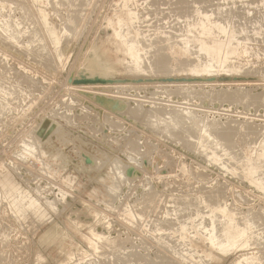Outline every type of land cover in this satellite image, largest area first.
<instances>
[{"label":"rangeland","instance_id":"1","mask_svg":"<svg viewBox=\"0 0 264 264\" xmlns=\"http://www.w3.org/2000/svg\"><path fill=\"white\" fill-rule=\"evenodd\" d=\"M12 1H16V2L18 1V3L23 2L35 14L37 13V9L38 10H43V9L47 10L46 15H48V17H49L51 26L55 27V25H57L56 29L58 32L59 31L62 32V33H60V35H62V38L65 35H66L65 37H68V38H67V40H64L65 42L63 41L62 46H61L62 48L59 46L58 48L55 49L53 47V45L51 44L52 43L51 40L53 41L54 39L51 36H49L48 33H46V31L42 30L41 35L43 36L45 43H48L49 50L52 51V53L56 54V50L60 49L61 51H59V52L62 53V54L60 53V55L65 56V61H62L63 62L62 65L64 64L63 66H65V67H61L62 65L61 66L59 65L60 61L57 60L56 63L57 62H59V63L57 65L55 63V65L58 66V68H55L56 70L53 68V67H55V65L51 68L44 66L40 62L38 63V61L37 62L32 61V59L30 57H28V55H26L27 52H26V48H25L24 44H27L28 39H27L26 34L23 33L21 30H20L21 33H19V36L17 34L16 39L11 41L13 43H8V42L3 43V41L0 40V43H2L0 45V60H1V62H0V69H1L0 70V85H1V88H3V89L10 88L11 92L13 91V93H11L10 95H8V96L6 95V98H9V99H7L6 104H5V102L3 104V105H5V107L3 106L5 109H3L2 111L5 113L0 114V182L2 183L5 181V178H8L11 180V183L13 184V186L16 189V190L15 189L13 190L11 188V193L7 194L5 192L6 189H3V187L0 183V193H1L0 194V203H1L0 204L1 205L0 206V234L1 233L3 234L5 232L3 235H0V238H1V240H0V253H1L0 254V256H1L0 257V264H40L41 263V257L45 258L46 260L48 259L49 261H52L53 259L50 258L51 255H49V253L47 251H45L46 248L42 247L41 242L39 241V238L42 234L46 233L47 231H49L51 228H53L56 225H60L62 228H65L63 220L66 218L67 215H70L72 217V219H74V220L76 218L79 219V223L81 222L80 224L81 225L83 224L82 227L87 226V223H88V226H90L92 224L90 226V228H92V226H93L94 229L93 228L92 229L95 233H100V235H102L104 237V239L106 237V241L104 240L105 245L103 246V248L99 249V250L105 249L106 251L104 250L105 253H101V252H99V250L98 251L92 250L89 246L84 244L76 235L68 232L67 236H68L69 243L74 248L78 245L77 247L79 249L81 248L82 250H85V251L80 250L81 252H84V253L86 252L89 255V258L87 260L85 259V261H84L86 263L88 262L87 264H92V262L91 263L89 262L90 257L92 258L91 261H93V259H94V261L97 259L95 261L96 264H106V263L108 264L109 261H110L109 264H116L115 260L117 261V264H119V263H121V264H148V263L152 264V262H153V264H159L160 261L162 262L160 264H232V262H234V264H235V262H236V264L246 263V262L240 261L241 258H238L239 256L242 255V253H243L242 250L235 251L234 254H231L229 257L223 259V261H215L212 263L209 261V259H207V256L205 255V253H206L205 251L208 250L206 248V246L201 242L199 244H197L199 246L196 245V242L194 240H196V238L201 239V237H199L196 234L197 229L194 226L196 224L199 226H200V224L208 226V224H210V222H209L210 217H208L210 214L209 215L207 214V217H206V214H204V213H206V212L211 213V211L208 212V210L211 209V207L208 206L209 204L206 205L201 200L200 196L203 194H200V192L203 193L205 191V189H208V188H212L211 189V192H212L213 188L219 187V184H221V185L224 184L226 180L230 181V182H228V186H227L228 191L226 190V192L223 196L224 197L223 199L226 203L223 201V199H221L219 202L222 201V203L224 202L226 205H232L234 203V198L238 199V196H239V199H238L239 202L237 201L235 204L239 210L235 211V215L236 216L238 215V218L241 219L240 220V222H241L246 217L245 214L247 215L248 218H250V216H251L250 213H251L252 217L254 216L253 218H255L256 222H254V223H255L256 227L260 226L257 228L253 227V225L252 226H246L245 230L248 229L247 231H245L246 234H247V232H250V231L254 232L256 229H259V230L255 231L256 234H261L262 231L264 232V227H263L264 222H262L263 221L262 219H264V216H263L264 212L262 211V210H264V209H262V208H264V202H263L264 201V193L259 192L253 186L248 184L249 183L248 180H241L237 177L236 178L233 177L230 174H225V175L222 174L218 168L212 166L209 163L208 160H209L210 156H209L208 152L205 151L203 148H201V146L198 145L197 142H195L197 144L195 147L193 146L192 148H189L191 150L190 151L188 149V146H185V147L183 145L181 146L180 143H176L171 138H170V140H171V142H170L169 138L167 136L166 137L168 139L165 137V134H164V139H162L163 134L162 135H155L151 129L146 128V126L142 125L139 121L136 122L133 119L126 117L125 115L123 116L122 111L124 110L125 100L116 99V97H119L120 95L119 96L116 94L113 95L114 94L113 92L116 91L115 88L117 87V86H114V84H122V83L126 84V83H129L131 80H136L135 83L136 82L147 83L151 87H152L153 83H157L158 81L164 82L163 87H175V85L176 86L178 85L177 84L178 82H181L182 84H179L181 86L184 84L183 86L187 85V86L193 87L196 90H203L204 93L202 92L203 94L201 95L200 98H195L192 100V102H189L190 104H192L190 108H192L196 111L201 110L202 112L200 111V113L198 111V113L201 114V116L208 114L209 119H216V120H219L223 123L228 121L227 124H231V126L235 125V128L238 125L245 123V127L247 126V127H252L254 130L256 129L255 130L256 133L254 136H253V134L251 136L248 135V137L245 136V137H247V139H246L244 137V135H246V134L243 133L244 134L243 135L240 133L235 138L236 146L234 147L235 150H233V151H234V153H236L238 151L236 153V156L240 157V155L242 154L240 158H242V156H243L244 159L245 158L251 159L253 156V153H252L253 147L252 146H253V143L255 144V141L253 142L252 138L254 140L257 139L259 137L260 133H262L264 131V128L262 127V126H264V104H263L264 103L263 102L264 101V75H263L264 74V30H262V29H264V0H225V1L224 0H212V1L211 0H203L204 2L202 0H200V1L199 0H188V1L187 0H145V1H143V0H93V1L85 0L84 1L83 0L84 2L82 0L81 1L79 0L81 3H84L82 5L80 2H78V0L76 1V4H75V0H71L70 3L69 2L66 3V1L64 3H59L58 0H43L44 2L37 4L39 6L36 9L34 6L30 7L32 4L29 0H27V1L26 0H22V1L21 0H12ZM131 1H133V2H131ZM135 1H137V2H135ZM72 2L74 3V5ZM157 2H158V4H157ZM50 4L54 10L51 9ZM71 4H72V6H71ZM145 5H147V6H145ZM148 5H150V6H148ZM152 5H153V8H152ZM186 7H187V9H186ZM148 8H152V9H148ZM207 8H208V10H207ZM221 8H223L224 10ZM218 10H220V11H218ZM221 10H222V12H221ZM18 11L19 10H16V12L14 13V17L16 19L19 18L20 14H21L20 11L19 12ZM55 11H57V12H55ZM86 11H87V13H86ZM193 11L194 12L197 11L198 13L197 12L196 13L199 14V17H198V15L193 13ZM202 11L205 13L207 12L208 15H213L214 17L212 16V18H211L212 20L213 19L218 20V18L220 16L218 22L221 23L220 20H222L221 24L225 28L227 26V30L229 29L228 31H230V30L234 31L237 34V36L240 37L241 39L242 38L243 39L251 38L249 40L248 44L251 45V48H252L251 51L252 52L254 51V54H253L254 56L252 54H250V53H252L250 51V53H249L250 55L248 54V55H244L242 57L240 56V58L236 57L237 59L239 58L238 61H241V62H239V64L242 63L243 65L242 64L239 65L237 59L234 58V59L230 60L233 62L230 63L228 61V63H227V65L229 64L230 67H229V65H228V67H227V65H225V67H222V69H221V67H219L220 66L219 64H216V62H214V68L212 69V71L214 73L216 71L220 72V74L219 75L214 74L216 76L213 75V76H210L209 78H205L201 75H199V77H198L196 72H193V73L190 72V69L194 68L196 65H203V63L205 64V63L209 62V59L206 58V56L203 53H200V52H199V54L197 53L198 49L195 47L194 48L197 49L196 53H195V49H192L193 54L190 58H184V59L179 58L177 60H172L169 63V65H168L169 71L168 72L169 73L172 72L171 74H176V76L175 75H168L167 77H164L167 79L158 80L155 77L154 78L153 77H147V78L143 79L141 77L135 78L133 76H130L129 74H126L127 70H125V71L123 70V68H125V66L123 65L125 63V61H122L121 58H119L120 59L119 62L122 61L120 63H123L122 68H121V64H120V66L115 65L116 64V56L119 53V45L115 43V41H117V40L124 41V44H128L130 42L129 44L131 45V43H133L132 46L135 49V48H138V41L141 40V38H143L142 42H143L144 46L146 45L144 48V51L146 49L145 52L147 53V56L150 57L151 54H154L153 53L154 51L157 52V50H155V47H156V49L158 48V50H160L161 52H162V50H161L162 48L164 49V48L168 47L169 42L167 41V39L169 37L172 39L173 38L175 39L176 37H183V36L184 37L188 36L187 38H189V37L191 38L194 35L193 38H195V36L197 35L196 37L199 38L200 37V33H199L200 28H199V26L197 28V25H200L199 24L200 17H201L200 14L203 13ZM78 12H80L81 14L80 13L77 14ZM185 12H186V14H185ZM177 13H178V15H177ZM191 13H193V15H195V17L192 16ZM205 13H203V14H205ZM220 13H221V15H219ZM189 14H191V15H189ZM235 14H237V15H235ZM70 15L73 17H70ZM74 16H75V18H74ZM134 16L138 17V21L135 20V22H136V25L138 27H140L139 29L141 32H140L139 37H137L134 33H132L133 32L132 25H130V24H128V22H126L129 18L133 19ZM178 16H179V18H178ZM197 17L199 18V21H198ZM222 17H225V19L229 18L230 21L229 20L226 21L227 19L224 20V18H222ZM64 18H65V20L67 19V21H64ZM71 18L72 19L74 18V20L76 22H78V20L79 19L81 20V18H82L83 26H81V24H80L82 21L80 22V20H79L78 23H75L74 26L71 27L72 30L69 29V33H66V30L63 28L65 27V23L70 24V20H72ZM77 18H79V19H77ZM183 20H184V22H183ZM195 20H197V21H195ZM259 20L260 21L262 20V21L260 22ZM63 21H64V23H63ZM114 21H118V24L116 25V22L114 23ZM252 21H254V22H252ZM258 21H259V23H258ZM146 22H148V23H146ZM233 22H235V23H233ZM253 23H254V25H253ZM257 23L259 26L257 25ZM76 24H78V25L80 24L81 27H79ZM186 24H190V25L192 24L194 26H190V25L188 26ZM115 25H116V27H114ZM245 25H246V27H245ZM256 25L258 27H260L261 29L258 28ZM77 26L80 28V31H78L79 29ZM186 26L190 27L189 30H187L188 27H186ZM249 26L251 28L254 26L253 30H251V28ZM39 27H41V26H39ZM113 27H114V29H113ZM143 27H144V29H143ZM191 27L192 28L194 27L195 29L197 28L196 31L199 34H197L195 32V29L193 28L194 29L193 30ZM75 28L77 29V31L75 30ZM243 28H244V30H243ZM61 29H62V31H61ZM190 29L192 30V32L190 31ZM254 29H256V30L259 29L257 32V35H256V33H255L256 31ZM70 31H72L71 34H70ZM73 31H76L77 35L74 39H71L73 33H75ZM181 31H183V32H181ZM185 31H188V32L186 33ZM171 32H172V34H177V35H173V37H172ZM193 32L196 33V35ZM214 32H215V30H214ZM252 32H253V34H252ZM215 33H217V31ZM254 33H255V35H254ZM258 33H260V34H258ZM117 34H118V36H117ZM182 34H183V36H182ZM246 34H247V36H246ZM70 35H71V37H70ZM113 35H115V36H113ZM218 35H219V33H217V36L215 35L214 38L215 37H216V39H218V37H221V39L224 38V37H222V34H220L221 36L220 35L218 36ZM240 35L241 36L243 35V36L241 37ZM249 35H251V36H249ZM48 36L52 39L50 40ZM145 36H147V37H145ZM253 36H254V38H253ZM193 38H191V39H193ZM207 38H208L207 40L212 39L211 37H207ZM126 39L128 41H126ZM174 39L171 40L172 43L174 42ZM134 40H135V42H134ZM148 40H149V42H148ZM16 42L19 44H17ZM109 42L112 45H110ZM113 42H114V47H113ZM154 42L155 43L157 42L156 45H154L153 48H150L148 46L149 45L148 43H154ZM41 44H43V42ZM103 44L104 45L106 44L105 47ZM12 46H14V48ZM10 47H12V48H10ZM103 47L106 48L105 51H107L108 53L107 52L103 53V51H102ZM18 48H19V50H18ZM20 48H22V50ZM13 49H15V50H13ZM113 49H115V50H113ZM117 49H118V51H117ZM20 51H22V53ZM109 51L110 52L112 51L113 53L112 52L109 53ZM144 51L138 52V55L141 54L140 56L143 55L142 57H144L145 56ZM103 54H104V56H103ZM202 54H203V56H201ZM255 54H256V56H255ZM106 55L110 61L106 60ZM66 56H67V58H66ZM245 56H246V58H244ZM247 56H249L248 60H247ZM85 57H86V59H85ZM202 57H203V59H202ZM97 58H98V60H97ZM99 58H100V60L103 58L108 63L107 69L105 70L106 73H105V71L102 72L100 70H98L99 72L97 70H94L95 72L93 71L92 66L94 65V63L99 61ZM191 58L193 59L194 62H191L192 61ZM2 59L3 60L6 59L5 60L6 63H4L5 61H2ZM87 59H89V60L87 61ZM113 60H114V63H113ZM181 60H183L182 63L180 62ZM189 60H190L191 64L188 63ZM244 60H246L245 62L247 63V65L244 64L245 63ZM250 61H253L254 63L253 62L251 63ZM88 62H89V65H88ZM179 63H181V64H179ZM184 63H186V64H184ZM232 63L235 65H233ZM249 63L252 65H250ZM2 64H3V68H2ZM36 64H38V67L36 66ZM41 65H43V66L41 67ZM181 65H184V66H181ZM216 65H218V66H216ZM236 65H237V67H239L241 69L237 68ZM4 66H6V67H4ZM20 66L23 68H21ZM33 66H35V67L33 68ZM9 67L11 70L9 69ZM11 67H13V70ZM27 67L29 70L26 69ZM114 67H118V68L116 69ZM217 67H218V70H217ZM244 67H247V68L244 69ZM252 67H254V70ZM230 68H232V69H230ZM41 69H43V70H41ZM47 69H49V71ZM51 69H52V71H51ZM57 69H58V71H57ZM87 69L88 70L91 69L90 70L91 72L88 71ZM113 69H115L119 74L115 70L113 71ZM214 69H215V71H214ZM45 70L47 71V73ZM53 70H55V73H53ZM21 71H22V73H20ZM120 71H122V73ZM232 71H234L235 73ZM243 71H244V73H241ZM228 72H231V73H228ZM99 73H100V75H99ZM239 73H241V74H239ZM35 74L37 76L41 74L40 76H38V78L40 80L38 78H36L37 76ZM51 74H53V75H51ZM177 74H183V75H181L179 77V75H177ZM191 74H192V76H190ZM193 74H194V76H193ZM30 75H32V76H30ZM34 76L36 79L33 78ZM13 77H15V78H13ZM17 78H18V80H17ZM24 79H26L27 83L22 82ZM36 80L37 81L39 80L38 82H43L44 85H43V83H38ZM47 80H49V81H47ZM231 80L233 82H231ZM187 82H189V83H187ZM12 83L14 85H12V87H11ZM9 85H10V87H9ZM165 85H167V86H165ZM14 86H16V87H14ZM34 86L37 88L38 91L35 92L36 88H34ZM41 86H42V89H41ZM155 86H158V85L156 84ZM16 88H18V89L16 90ZM67 89H69V90H67ZM238 89H240L242 91H240ZM19 90H21V91H19ZM70 90L72 93L70 92ZM205 90H206V93H205ZM231 90H233V91H231ZM235 90H236V92H234ZM78 91L83 96H81L78 93ZM152 91H154L153 88H148V89L142 90L143 95H144V93L150 94V92H152ZM211 91H213L212 95H211ZM226 91H229V92H226ZM29 92H30V94H29ZM109 92H111V93H109ZM207 92H210V94L209 93L207 94ZM222 92H224V93L222 94ZM238 92L241 93V94L239 93L240 96L238 95ZM248 92H250L249 93L250 97L255 95L258 100H261L263 98V100H261L262 103H261V101L257 100L256 101L257 103H255L256 105H254L255 106L254 107L253 104H251L252 103L251 101H249V102L247 101L248 103L246 101L244 102L243 97H244V95L248 94ZM73 93H75V94H73ZM217 93H218V96H217ZM230 93H232V94H230ZM15 94H17V95H15ZM21 95H22V97H21ZM77 95H79V96H77ZM206 95H208V96L210 95V96L207 97ZM227 95H228V97H227ZM84 96L86 97V99ZM107 96H109V97H107ZM71 97L74 98L78 102L66 107L68 105L67 102ZM80 97H82V98H80ZM98 97L101 98V100ZM204 97H205V99H204ZM223 97H225V98L223 99ZM234 97H235V99H234ZM237 97H239V98H237ZM256 97H255V99H256ZM62 98H64V99H62ZM83 98H84V100H83ZM104 98H105V102H104ZM156 98H158V99H156ZM35 99H37V100H35ZM115 99L117 101H115ZM228 99L230 102L228 101ZM241 99H243V100H241ZM92 100H93V103L91 102ZM141 100H144V101L146 100L149 102L156 100L155 101L156 106L165 105V104L166 105L167 104L172 105V103H169V102L167 103V102L163 101L166 99L163 97H160V96H156L154 99L153 98L152 99L151 98H144V99L141 98ZM222 100H225V101H222ZM17 101H19V102H17ZM21 101H22V105H21ZM159 101H161V102H159ZM241 101L243 103H241ZM186 102L188 103V101H183V103H186ZM14 103H16V104L14 105ZM80 103H82V104H80ZM113 103H116V104H113ZM157 103H159V105ZM92 104H94V105H92ZM250 104H251V106H250ZM8 105H10V106H8ZM84 105L90 106V107L89 106L88 107H89V114H91V115H88V113H87V119H86V117H83L84 119H82V117L81 118L78 117L82 114L81 111H82L83 107H85ZM173 105H178V104H173ZM182 105H184V104H181L180 106H182ZM75 106H77V108ZM93 106H94V108H93ZM95 106H98V107H95ZM7 107H9V108H7ZM146 108H148V104H146ZM54 109L56 111L53 112ZM57 110H59V112ZM102 110H103V113H102ZM119 110H122V111H119ZM232 112H234V113H232ZM64 113H70L73 116L75 115L74 119H73V121H74L73 124H69L68 121L65 118H63ZM100 113H102L103 115ZM119 113H121V114H119ZM202 113H205V114L203 115ZM240 113H241V115H240ZM114 114H116V115H114ZM49 115H51L52 117H50ZM92 115H94V119L95 118H98V119L94 120ZM104 115H105V118L108 117L109 119H111L113 121L117 120L116 118H119L117 120V122L119 121L122 125L124 124L123 125L124 126L123 131L120 132L118 130H113L111 132L108 124L101 121L102 119H104ZM116 116H118V117H116ZM212 116H214V117H212ZM49 117L52 119H50ZM44 118H45V120H44ZM53 118H54V120H53ZM108 118H106V119H108ZM38 119H40L39 122H38ZM48 119L53 120V122L48 120ZM42 120H43V122L45 121V123H43V122L41 123L44 127L41 126V124H40V122ZM97 120H98V122H97ZM224 120H225V122H224ZM229 121H231V122H229ZM233 121H234V123H233ZM48 122L50 123V126H49ZM54 122H56V124H53ZM38 124H40V125H38ZM97 125L99 126V129H98ZM253 125H254V127H253ZM38 126H39V128H38ZM91 126H94V128H92ZM100 126H102V127H100ZM33 127H35L34 129H36L37 131H33L34 130ZM56 127H58L59 131L66 130V132H68L67 138L70 139V141H71L63 151V155H64V157H66V162H68L67 163L68 166L65 170L58 169V167L56 165H51L49 171L46 172L44 169L41 168L38 161H36V159L33 156L34 154L30 153L29 155H26L25 158L27 160H24L25 159L24 157H20L22 155L21 153H23L22 151L24 150V148H22V147H25V145L30 142V139L32 142L33 136H35L34 137L35 138L34 143L36 141V143L38 144V142H39L38 140L40 138H42L44 135H47L46 137H48V135L50 133L49 131L51 129L56 128ZM91 128L94 131H92V130L90 131ZM258 128H259V130H258ZM30 129H32V130H30ZM106 129L109 131H107ZM129 130L131 132H129ZM103 132H105V133H103ZM150 134H152V135H150ZM59 135H60V133H59ZM137 135L139 136V138L134 137ZM120 136H124L127 138L131 137V139L137 138L142 143H145L146 139H147L149 141H152L154 144L157 143L158 145L156 144L157 145L156 148H158V149H155L154 151H152L151 154H149V157H145L143 160H141L143 163L145 162L144 163L145 165L142 164L141 166H138V168L136 170H135V168L131 169L132 170L131 171L132 181L130 183L122 186V188H121L122 191L120 192L118 198L116 199V202H115V199L113 202V200H112L113 196H111V194L108 192V190H106V185L110 184V177H112V176H111V172H110V165L105 163L106 158L104 157L103 152H105L107 154V162H109L112 165L114 163H119L121 165H124V164L127 165L128 163L132 164V165L134 164L131 162L129 157L125 153H123V151H124L123 149H125V148H123V146L125 145L126 141H125V139H122V138L120 139ZM23 137L25 139H23ZM113 137H119V139H118L119 142H117V143L120 144L122 142L120 144V146L119 145L117 146L115 141L112 142L111 139ZM152 137H154V138H152ZM156 137H159L158 140H156L157 139ZM238 138H240L241 141H239L240 139L237 140ZM21 139H23V143L25 142L24 144L22 143ZM165 139H167V140H165ZM243 139H245L246 141ZM25 140H27V141H25ZM155 141H158V142H155ZM248 141H250V142H248ZM20 142H21V144H20ZM240 142L243 145L240 144ZM251 143H252V146L250 145ZM49 144L57 145V147L60 146L59 142H58V134H56V132L50 133L49 139L47 142L43 143V147L47 148V146ZM163 144H164V147H163ZM109 146H111L112 148H110ZM196 147L197 148L199 147L198 151H197ZM162 148H163V151H161ZM202 149H203V152H202ZM158 150H159V152H158ZM199 151H201L202 153H200ZM17 152H20V153L18 154ZM158 154H159V156H157ZM162 154H164V156ZM202 154L205 156V158ZM30 155H32L33 157L32 156L30 157ZM160 156H162L163 158L161 159ZM112 158H113V160H112ZM117 158H119V160ZM98 159H99V161H98ZM115 159H116V161H115ZM169 159H171L172 161ZM108 160H110V161H108ZM117 160H118V162H117ZM145 160H147V161H145ZM120 161H121V163H120ZM146 162H147V164H146ZM169 162L171 164L173 162V165L168 164ZM152 163H153V165H152ZM155 163H157V165ZM13 164L16 166H14ZM147 165H148V169L142 168L145 166L147 167ZM75 166H77V168H80V170L74 169ZM16 167H18V170ZM158 167L160 168V170H158ZM14 168H16V170ZM29 168H31V169L29 170ZM137 170H138V172H137ZM142 171H143V173H142ZM202 172H203V174H205L203 177H202ZM62 173H63V175H62ZM206 174H209V175L206 176ZM65 175L70 176L71 179L66 178ZM134 176H136V178ZM147 176H148L149 180L147 179ZM33 178H35V179H33ZM65 178L67 179L66 181H65ZM70 182H71V184H70ZM148 186H152V188L148 187ZM230 187H233L232 188L233 190H231ZM39 190H40V192H39ZM149 190L150 191L152 190L153 192L152 191L150 192ZM234 191L236 194H238L237 196L234 193ZM20 192H23L25 195H28V196L30 195V197L32 196L36 199L39 198L37 196V194L42 193L41 194L42 197H45L49 201L53 200V201H55L56 204H57V202H59L56 205V208L60 214L56 215V212L54 213L52 210L50 211V209H47L45 207V203L42 200H40V198L38 200L40 202L42 201V205L44 208H46V211H47L46 217L38 219L35 215H33L30 212L27 214L26 218L24 216L22 217V216L16 214L14 212V210L12 209L10 203H12V201H13L12 198L17 196V194ZM61 192H63V193H61ZM148 193L149 194L150 193L155 194V198L153 199V201L152 202L150 201L151 203L148 201L145 202V199L148 197L147 196ZM196 195L199 197L197 198ZM258 195L260 197H258ZM140 196H141V198H140ZM181 196H183V197L181 198ZM240 196L243 197V198H241L242 200L240 199ZM174 197H177V198H174ZM184 197H185V200H184ZM188 197L193 198V200L191 198H188ZM10 198H11V200H10ZM171 198L173 200L176 199L174 201L175 204H172L173 200H171ZM179 198L182 199L181 201L193 203V207H194L195 212L194 211L189 212L186 210L185 212H183L184 214L186 213L185 214L186 217L183 216L184 215L183 213H181L182 216L180 217L179 215H181V214L177 213V211H176V208L178 207V203L180 202ZM168 199L171 200V202ZM178 199H179V201H178ZM98 200H100L101 202ZM138 200H139V203H138ZM106 201L107 202L109 201L110 203L113 202L112 205L115 203V209H109L106 206ZM140 201H142V202L140 203ZM176 201H178V202H176ZM197 201H199L200 203H197ZM131 204H134L135 207H134V205H131ZM121 205H123L122 208H121ZM146 205H148V206H146ZM173 205H175V206L177 205V206L175 207ZM201 205H202V209L205 207L203 209L204 212L202 211V209L200 207ZM203 205H205V206H203ZM195 206L196 207L199 206L200 208L198 207L196 209ZM141 207H143L144 211L140 210V209H142ZM119 208H121V210ZM245 209H246V211H245ZM89 210H90V212H88ZM138 210H139V213H138ZM196 210L200 211L201 214H200V212H197ZM101 211H102V213H101ZM175 211H176V214H175ZM241 211H243L242 212L243 214L241 213ZM127 212L134 214L137 218V221H139L140 223L137 222V225H136V223L134 224V222L131 223V222L125 220L126 215L129 214ZM142 212H144V214ZM192 212H193V214H192ZM248 212H249V214H248ZM256 212L261 213L262 215L258 214ZM140 213H141L140 216H142V217L139 216ZM167 213H169V214H167ZM170 213H172V215ZM188 213L190 215H188ZM75 214H76V216H75ZM99 214H101V215H99ZM164 214H167L168 216H165ZM202 214H204V216H202ZM240 214H242V216ZM173 215H175V216H173ZM176 215L178 216V218ZM243 215H244V217H243ZM256 215H258V217ZM99 216H100V218H99ZM193 216H195L196 218ZM48 217H49V219H48ZM94 217L98 221V224L95 223L96 220L94 219ZM103 217L106 219L105 221H104ZM162 217L163 218L165 217V218L163 219ZM179 217L182 220L179 221ZM205 217H206V220H205ZM101 218H102L103 222H109V221L112 222V224H113L112 228L113 229L109 230V228L107 229V227L103 226L106 223L101 224L102 223ZM166 218H167V220H166ZM257 218L258 219L260 218L261 221L258 220ZM45 219H48V220H45ZM170 219H171V221H170ZM173 220L174 221L176 220V222L174 223ZM188 220H189V222H188ZM197 220L199 222H197ZM184 221H185V223H184ZM41 222H42V224H41ZM83 222L85 223V226H84ZM182 222H183V224H182ZM257 222H259V223L257 224ZM164 223H167V224L162 226V224H164ZM242 223L245 224L244 221H242ZM260 223H261V225H260ZM184 224H186V226ZM160 225H161V227H160ZM183 225H184V227H183ZM171 226H172V228H175V229H172ZM169 227H170V229H169ZM248 227L249 228L251 227V229H249ZM184 228L186 229V231ZM166 229H168V230H166ZM150 232H152V233L150 234ZM203 233H204V231H203ZM175 234L178 235V237L175 236ZM263 234L264 233H262V237L264 236ZM118 235H120V236H118ZM126 235H127V237H126ZM206 235L208 237L209 234L206 233ZM6 236H8L9 238L8 237L6 238ZM59 236L60 235H58L57 237L59 238ZM16 237H18V238H16ZM114 238H118L117 242L121 241L120 245H119V243H116V240ZM119 238H120V240H119ZM132 238H133V240L135 238V240L133 241ZM139 238H140V240H139ZM54 239H57V238L54 237L51 239V241H53ZM127 239H128V241H127ZM107 240H110V242L108 241V243H107ZM130 240H132V241L130 242ZM2 241H6V242L1 243ZM122 242H123V244H122ZM6 243H7V245H6ZM113 243L115 244V246L118 244L116 248H114L115 246L113 247V245H112ZM140 243H141V245H140ZM1 244L2 245L4 244L3 246L4 247L6 246V247L2 248ZM130 244H133V245H131V247H130ZM36 245H37V247H36ZM110 245L112 248L110 247ZM177 245H179V246H177ZM26 246H27V248H26ZM123 246H124V248H123ZM138 247H140V248H138ZM41 248H42V250H41ZM118 248H120V249L118 250ZM136 248H137V250H136ZM175 248H177V249L175 250ZM184 248H186V253H185V251H183ZM37 249H39V250H37ZM72 249L73 248H71L70 250H72ZM128 249L129 250L132 249L130 251H133V252L128 251ZM28 250L30 251L29 253H28ZM103 250H102V252H103ZM115 250L118 252H116ZM89 251H91L92 253H90ZM96 251H97V253H96ZM110 251L111 252L114 251V252L111 254ZM126 251H128V252H126ZM4 252H6V254ZM40 252H42V253L40 254ZM115 252L117 254H115ZM123 252L124 253L126 252L125 253L126 255ZM246 252H248V250ZM139 254H143V255H140L141 257H139ZM88 255L85 254L86 258L88 257ZM99 255H101V256H99ZM112 255H115L117 258L115 256L112 257ZM133 256L136 258H134ZM156 256H157V259H156ZM253 256H254L253 260H255V261H256V257L259 256V257H257V264H258V260L264 259V255L261 252L255 254ZM106 257H108V258H106ZM101 258H102V260H101ZM122 259H124V260H122ZM135 259H137V260H135ZM142 259H143V261H142ZM251 259H252V257H251ZM13 260H14V262H13ZM237 260H239V261L237 262ZM104 261H106V263ZM155 261H156V263H154ZM61 262H62V258L58 259L56 262H52V264L53 263L59 264ZM84 262H83V264H86ZM63 263H65L64 260H63ZM254 263L256 264V262H254Z\"/></svg>","mask_w":264,"mask_h":264},{"label":"bare ground","instance_id":"2","mask_svg":"<svg viewBox=\"0 0 264 264\" xmlns=\"http://www.w3.org/2000/svg\"><path fill=\"white\" fill-rule=\"evenodd\" d=\"M22 1V0H21ZM27 1V0H26ZM30 2H31V6L30 7H35V9L36 8H38V6L39 5H37V4H40V3H42V2H44L43 0H29ZM59 1V3H64L65 1H66V3L67 2H69L70 3V1L71 0H58ZM76 1L77 0H75V4H76ZM81 1V0H80ZM79 0H78V2H80ZM83 1V0H82ZM85 1V0H84ZM83 1V2H84ZM89 1V0H88ZM87 1V2H88ZM91 1H93V0H91ZM90 1V2H91ZM143 1H145V0H143ZM188 1V0H187ZM186 1V2H187ZM200 1V0H199ZM203 1V0H202ZM212 1V0H211ZM225 1V0H224ZM25 2V1H24ZM49 2V1H48ZM131 2H133V1H131ZM135 2H137V1H135ZM147 2V1H146ZM185 2V3H186ZM191 2V1H190ZM204 2V1H203ZM202 2V3H203ZM22 3V4H21ZM26 3V2H25ZM51 3V2H50ZM73 3V2H72ZM81 3V2H80ZM79 3V4H80ZM89 3V2H88ZM173 3V2H172ZM181 3V2H180ZM231 3V2H230ZM52 4V3H51ZM51 4H50V7H51V9H53L52 8V6H51ZM78 4V3H77ZM82 4H84V3H81V5ZM135 4V3H134ZM147 4V3H146ZM155 4V3H154ZM157 4H158V2H157ZM164 4V3H163ZM182 4V3H181ZM53 5V4H52ZM61 5V4H60ZM64 5V4H63ZM67 5V4H66ZM70 5V4H69ZM73 5H74V3H73ZM89 5V4H88ZM128 5V4H127ZM46 6V5H45ZM71 6H72V4H71ZM76 6V5H75ZM80 6V5H79ZM85 6V5H84ZM145 6H147V5H145ZM148 6H150V5H148ZM156 6V5H155ZM217 6V5H216ZM74 7V6H73ZM72 7V8H73ZM177 7V6H176ZM46 8V7H45ZM89 8V7H88ZM147 8V7H146ZM152 8H153V5H152ZM152 8H148V9H152ZM202 8V7H201ZM205 8V7H204ZM42 9V8H41ZM177 9V8H176ZM184 9V8H183ZM186 9H187V7H186ZM190 9V8H189ZM198 9V8H197ZM221 9H223V8H221ZM227 9V8H226ZM16 10H19L20 11V17L19 18H15L14 17V13L16 12ZM54 10V9H53ZM52 10V11H53ZM57 10V9H56ZM154 10V9H153ZM174 10V9H173ZM200 10V9H199ZM204 10V9H203ZM207 10H208V8H207ZM224 10V9H223ZM18 11V12H19ZM158 11V10H157ZM191 11V10H190ZM189 11V12H190ZM210 11V10H209ZM218 11H220V10H218ZM237 11V10H236ZM47 10H45V9H43V10H38L37 9V13L35 14V13H33V11L32 10H30L29 9V7H27V5L26 4H24L23 2H20V3H18V1L16 2V1H12V0H0V40H2L3 41V43L4 42H8V43H13V42H11V41H13V40H15L16 39V37H17V34H18V36H19V33H21V31L23 32V33H25L26 34V36H27V39H28V41H27V44H24V46H25V48H26V55H28V57H30L31 59H32V61H38V63L40 62L41 64H43L44 66H47V67H53L54 65H55V63H56V61L58 60V61H60V66L62 65V61H65V56H62V55H60V53L61 52H59V51H61L60 49H57L56 50V54H54V53H52V51H50L49 50V47H48V43H45V40H44V38H43V36L41 35L42 34V30L43 31H46V33H48V35L49 36H51L54 40L52 41L51 39L52 38H50L49 36V39L51 40V44L53 45V47L56 49V48H58L59 46L61 47L62 46V43H63V41L64 40H67V38L68 37H65V36H63V38H62V35H60V33H62V32H58L57 31V25H55V27L54 26H51V23H50V20H49V17H48V15H46L47 13ZM51 12V11H50ZM55 12H57V11H55ZM85 12V11H84ZM152 12V11H151ZM156 12V11H155ZM172 12V11H171ZM175 12V11H174ZM197 11H193V13H195L196 15H198V17H199V14H197L196 13ZM203 12V11H202ZM221 12H222V10H221ZM224 12V11H223ZM231 12V11H230ZM261 12V11H260ZM12 13V14H11ZM53 13V12H52ZM51 13V14H52ZM80 12H78L77 14H79ZM86 13H87V11H86ZM89 13V12H88ZM193 13H191L192 14V16H194L195 17V15H193ZM203 13H205V12H203ZM203 13H201L200 15H201V17H200V22H199V24L200 25H197V28H198V26H199V28H200V30H199V33H200V37L199 38H197L196 36V33L197 34H199L196 30H197V28L195 29L194 27V29H195V32L196 33H194L196 36H195V38H193L194 37V35H193V37H191V38H193V39H191L190 37L189 38H187L188 36H186V37H184L183 36V34H182V36L183 37H176L175 39H174V42L172 43L171 42V40H173L172 38H166L167 39V41L169 42V44H168V47L167 48H160L161 50H162V52L160 51V50H158V48L156 49V47H155V50H157V52L156 51H154L153 53L154 54H151V56L150 57H148L147 56V53L145 52L146 51V49H145V51H144V48H145V46H144V44H143V42H142V39L143 38H141V40H139L138 41V48H133V46H132V44L133 43H131V45L128 43V44H124V41H120V40H117V41H115V43L116 44H118L119 45V53H118V55L116 56V66L117 65H119L120 66V64H121V68H122V66L124 65L125 66V68H123V70L125 71V70H127V72H126V74H129L130 76H133V77H135V78H138V77H141V78H143V79H145V78H147V77H155V78H157L158 80H160V79H167V78H164V77H167L168 75H175L176 76V74H171V73H169L168 71H169V67H168V65H169V63L172 61V60H177V59H179V58H190L191 56H192V49H195V48H197V49H195V53H196V50H197V53L199 54V52L200 53H203L205 56H206V58H208L209 59V62L208 63H203V65H196L194 68H191L190 69V72H196L197 73V75H198V77H199V75H201V76H203V77H205V78H209L210 76H213L214 74H216V75H219L220 74V72H213L212 71V69L214 68V62H216V64H219L220 66L219 67H221V69H222V67H225V65H227V63H228V61L231 63V62H233V61H230L231 59H237L236 57H239L240 58V56L242 57V56H244V55H248L249 53H250V51H251V45L250 44H248V42H249V40L251 39V38H249V39H241L240 37H238L237 36V34L234 32V31H232V30H230V31H228L227 30V26H226V28L221 24L222 23V20H220L221 21V23L220 22H218V20H219V18H220V16L219 15H221V13L218 15L219 16V18H218V20L216 21V20H212L211 18H212V16L213 15H208L207 14V12L205 13V14H203ZM81 14V13H80ZM146 14V13H145ZM148 14V13H147ZM185 14H186V12H185ZM191 14H189V15H191ZM213 14V13H212ZM150 15V14H149ZM148 15V16H149ZM159 15V14H158ZM177 15H178V13H177ZM227 15V14H226ZM235 15H237V14H235ZM245 15V14H244ZM55 16V15H54ZM85 16V15H84ZM117 16V15H116ZM141 16V15H140ZM252 16V15H251ZM70 17H73V16H71L70 15ZM78 17V16H77ZM80 17V16H79ZM82 17V16H81ZM189 17V16H188ZM187 17V18H188ZM197 17V19H198V21H199V18ZM214 17V16H213ZM231 17V16H230ZM74 18H75V16H74ZM74 18L72 19V20H70V24H67V23H65V27L63 28V29H65L66 30V33H69V29L70 30H72V26H74V24L75 23H78L79 22V18H77V19H79L78 20V22H76L75 20H74ZM88 18V17H87ZM178 18H179V16H178ZM190 18V17H189ZM202 18V19H201ZM222 18H224V20H226L225 19V17H222ZM121 19V18H120ZM184 19V18H183ZM233 19V18H232ZM84 20V19H83ZM118 20V19H117ZM135 20L136 21H138V17L136 16H134V18L132 19V18H129L126 22H128V24H130V25H132V28H133V32L132 33H134L137 37H139L140 36V27H138L137 25H136V22H135ZM141 20V19H140ZM148 20V19H147ZM229 20V18L226 20V21H228ZM64 21H67V19L65 20V18H64ZM64 21H63V23H64ZM82 21V18H81V20H80V22ZM144 21V20H143ZM149 21V20H148ZM191 21V20H190ZM195 21H197V20H195ZM230 21V20H229ZM241 21V20H240ZM260 21V20H259ZM259 21H258V23H259ZM262 21V20H261ZM260 21V22H261ZM116 22V25L118 24V21H114V23ZM121 22V21H120ZM119 22V23H120ZM152 22V21H151ZM183 22H184V20H183ZM247 22V21H246ZM252 22H254V21H252ZM256 22V21H255ZM83 21L80 23L81 24V26H83ZM146 23H148V22H146ZM191 23V22H190ZM194 23V22H193ZM192 23V24H193ZM196 23V22H195ZM233 23H235V22H233ZM258 23H257V25H258ZM80 24L78 25V24H76V25H78L79 27H81L80 26ZM138 24V23H137ZM140 24V23H139ZM166 24V23H165ZM190 25V24H186V25H190V26H194V25ZM197 24V23H196ZM251 24V23H250ZM64 25V24H63ZM116 25L114 26V27H116ZM153 25V24H152ZM235 25V24H234ZM233 25V26H234ZM247 25V24H246ZM246 25H245V27H246ZM252 25V24H251ZM253 25H254V23H253ZM256 25V26H257ZM39 26H41V27H39ZM49 26V27H48ZM51 26V27H50ZM60 26V25H59ZM62 26V25H61ZM77 26V27H78ZM145 26V25H144ZM160 26V25H159ZM165 26V25H164ZM188 26H186V27H188ZM240 26V25H239ZM238 26V27H239ZM259 26V25H258ZM257 26V27H258ZM78 27V31H80V28ZM114 27H113V29H114ZM162 27V26H161ZM182 27V26H181ZM196 27V26H195ZM242 27V26H241ZM240 27V28H241ZM244 27V26H243ZM250 27V26H249ZM254 27V26H253ZM253 27L251 28V30H253ZM146 28V27H145ZM159 28V27H158ZM185 28V27H184ZM189 28L190 27H188V29L187 30H189ZM192 28V27H191ZM192 28V29H193ZM248 28V27H247ZM258 28H260V27H258ZM263 28V27H262ZM143 29H144V27H143ZM157 29V28H156ZM193 29V30H194ZM236 29V28H235ZM261 29V28H260ZM21 30V31H20ZM74 30V29H73ZM75 30L77 31V29L75 28ZM146 30V29H145ZM177 30V29H176ZM182 30V29H181ZM214 30H215V32L217 31V33H219V35L220 34H222V37H224L223 39H221V37H218V39H216V37L214 38V36L216 35L217 36V33H215L214 32ZM243 30H244V28H243ZM256 32V35H257V32H258V30H256V29H254ZM262 30H264V29H262ZM20 31V32H19ZM61 31H62V29H61ZM76 31H73V32H75V33H73V35H72V38L71 39H74L75 37H76V35H77V33H76ZM118 31V30H117ZM148 31V30H147ZM165 31V30H164ZM167 31V30H166ZM190 31L192 32V30L190 29ZM250 31V30H249ZM71 32L72 31H70V34H71ZM115 32V31H114ZM162 32V31H161ZM181 32H183V31H181ZM186 33L188 32V31H185ZM190 32V33H191ZM237 32V31H236ZM260 32V31H259ZM167 33V32H166ZM169 33V32H168ZM179 33V32H178ZM240 33V32H239ZM250 33V32H249ZM255 33H254V35H255ZM262 33V32H261ZM171 34H172V32H171ZM170 34V35H171ZM251 34V33H250ZM252 34H253V32H252ZM258 34H260V33H258ZM45 35V34H44ZM121 35V34H120ZM147 35V34H146ZM150 35V34H149ZM165 35V34H164ZM173 35H177V34H172V37H173ZM186 35V34H185ZM218 35V36H219ZM224 35V36H223ZM262 35V34H261ZM107 36V35H106ZM113 36H115V35H113ZM117 36H118V34H117ZM144 36V35H143ZM148 36V35H147ZM147 36H145V37H147ZM199 36V35H198ZM221 36V35H220ZM241 36V35H240ZM243 36V35H242ZM241 36V37H242ZM246 36H247V34H246ZM249 36H251V35H249ZM25 37V36H24ZM70 37H71V35H70ZM144 37V38H145ZM207 37H211L212 39V41L209 39V40H207L208 38ZM99 38V37H98ZM154 38V37H153ZM253 38H254V36H253ZM256 38V37H255ZM19 39V38H18ZM17 39V40H18ZM21 39V38H20ZM46 39V38H45ZM108 39V38H107ZM106 39V40H107ZM117 39V38H116ZM119 39V38H118ZM128 39V38H127ZM126 39V41H128ZM165 39V38H164ZM263 39V38H262ZM16 40V41H17ZM49 40V41H50ZM70 40V39H69ZM110 40V39H109ZM154 40V39H153ZM161 40V39H160ZM133 41V40H132ZM158 41V40H157ZM165 41V40H164ZM253 41V40H252ZM256 41V40H255ZM20 42V41H19ZM43 42V44H41ZM65 42V41H64ZM95 42V41H94ZM97 42V41H96ZM100 42V41H99ZM134 42H135V40H134ZM137 42V41H136ZM148 42H149V40H148ZM152 42V41H151ZM162 42V41H161ZM258 42V41H257ZM17 43V42H16ZM38 43V44H37ZM103 43V42H102ZM110 43V42H109ZM157 43V42H156ZM156 43L154 42V43H148L149 45V47L150 48H153L154 47V45H156ZM252 43V42H251ZM2 43H0V45H1ZM15 44V43H14ZM17 44H19V43H17ZM22 44V43H21ZM37 44V45H36ZM98 44V43H97ZM96 44V45H97ZM146 44V43H145ZM5 45V44H4ZM10 45V44H9ZM104 45V44H103ZM106 45V44H105ZM105 45H104V47H105ZM109 45V44H108ZM107 45V46H108ZM110 45H112L111 43H110ZM166 45V44H165ZM197 45V46H196ZM7 46V45H6ZM17 46V45H16ZM116 46V45H115ZM135 46V45H134ZM163 46V45H162ZM253 46V45H252ZM13 48H14V46H12ZM12 47H10V48H12ZM19 47V46H18ZM103 47V49H102V51H103V53H105V52H107V51H105L106 50V48H104ZM113 47H114V42H113ZM136 47V46H135ZM166 47V46H165ZM195 47V48H194ZM4 48V47H3ZM62 48V47H61ZM117 48V47H116ZM147 48V47H146ZM254 48V47H253ZM21 50H22V48H20ZM54 49V50H55ZM109 49V48H108ZM134 49V50H133ZM13 50H15V49H13ZM18 50H19V48H18ZM24 50V49H23ZM95 50V49H94ZM113 50H115V49H113ZM154 50V49H153ZM254 50V49H253ZM99 51V50H98ZM117 51H118V49H117ZM140 51H144V54H145V56L144 57H142V56H140V55H138V52H140ZM194 51V50H193ZM21 53H22V51H20ZM24 52V51H23ZM59 52V53H58ZM112 52V51H111ZM110 51H109V53H111ZM252 52V51H251ZM20 53V54H21ZM108 53V52H107ZM106 53V54H107ZM113 53V52H112ZM152 53V52H151ZM10 54V53H9ZM62 54V53H61ZM203 54L201 55V56H203ZM250 54H254V51L252 52V53H250ZM249 54V55H250ZM84 55V54H83ZM111 55V54H110ZM103 56H104V54H103ZM112 56V55H111ZM254 56V55H253ZM255 56H256V54H255ZM6 57V56H5ZM27 57V56H26ZM102 57V56H101ZM109 57V56H108ZM114 57V56H113ZM112 57V58H113ZM248 57L249 56H247V60H248ZM64 58V59H63ZM66 58H67V56H66ZM96 58V57H95ZM119 58H121V60L122 61H125V63L123 64V63H120V62H122V61H120L119 62ZM205 58V57H204ZM238 58V59H239ZM244 58H246V56L244 57ZM4 59V58H3ZM2 59V61H5V60H3ZM85 59H86V57H85ZM192 59V58H191ZM202 59H203V57H202ZM238 59H237V61H238ZM251 59V58H250ZM255 59V58H254ZM89 59H87V61H88ZM97 60H98V58H97ZM106 60H109L108 58H107V55H106ZM106 60H104L103 58L100 60V58H99V61H97L96 63H94V65L92 66V68H93V71L94 70H100V71H102V72H104L106 69H107V62H106ZM242 60V59H241ZM253 60V59H252ZM22 61V60H21ZM110 61V60H109ZM182 61L183 60H181L180 62L182 63ZM201 61V60H200ZM243 61V60H242ZM246 60H244V62H245ZM0 62H1V60H0ZM187 62V61H186ZM191 62H194L193 61V59H192V61ZM191 62H190V60H189V62L188 63H190L191 64ZM202 62V61H201ZM207 62V61H206ZM239 62H241V61H238V64H239ZM251 63L253 62V61H250ZM4 63H6V61L4 62ZM59 62H57L56 63V65L58 64ZM65 63V62H64ZM113 63H114V60H113ZM175 63V62H174ZM181 63H179V64H181ZM235 63V62H234ZM237 63V62H236ZM254 63V62H253ZM84 64V63H83ZM86 64V63H85ZM123 64V65H122ZM184 64H186V63H184ZM189 64V65H190ZM233 64V63H232ZM240 64H242V63H240ZM239 64V65H240ZM244 64H246L247 65V63L245 62ZM250 64V63H249ZM260 64V63H259ZM43 65H41V67L43 66ZM55 65V67H53L54 69L55 68H58V66H56ZM64 65V64H63ZM61 66V67H65V66ZM88 65H89V62H88ZM91 65V64H90ZM188 65V64H187ZM193 65V64H192ZM191 65V66H192ZM229 65V64H228ZM228 65H227V67H228ZM233 65H235V64H233ZM238 65V66H239ZM243 65V64H242ZM250 65H252V64H250ZM7 66V65H6ZM6 66H4V67H6ZM36 66L38 67V64H36ZM82 66V65H81ZM84 66V65H83ZM112 66V65H111ZM110 66V67H111ZM181 66H184V65H181ZM216 66H218V65H216ZM245 66V65H244ZM21 67V66H20ZM35 66H33V68H34ZM80 67V66H79ZM91 67V66H90ZM113 67V66H112ZM180 67V66H179ZM226 67V68H227ZM229 67H230V65H229ZM235 67V66H234ZM236 67H237V65H236ZM242 67V66H241ZM251 67V66H250ZM255 67V66H254ZM254 67H252L253 68V70H254ZM2 68H3V64H2ZM8 68V67H7ZM12 68V70H13V67H11ZM21 68H23V67H21ZM32 68V69H33ZM52 68V69H53ZM60 68V67H59ZM87 68V67H86ZM114 68H118V67H114ZM181 68V67H180ZM233 68V67H232ZM232 68H230V69H232ZM237 68H239V67H237ZM245 68H247V67H244V69ZM249 68V67H248ZM9 69H10V67H9ZM27 70H29L28 69V67L26 68ZM45 69V68H44ZM52 69H51V71H52ZM89 69V68H88ZM87 69V70H88ZM111 69V68H110ZM178 69V68H177ZM224 69V68H223ZM239 69H241V68H239ZM1 70V69H0ZM7 70V69H6ZM11 70V69H10ZM9 70V71H10ZM19 70V69H18ZM31 70V69H30ZM40 70V69H39ZM38 70V71H39ZM41 70H43V69H41ZM48 71H49V69H47ZM56 70V69H55ZM55 70H53V73H55ZM91 70V69H90ZM90 70H88V71H90ZM115 69H113V71H114ZM171 70V69H170ZM179 70V69H178ZM181 70V69H180ZM183 70V69H182ZM217 70H218V67H217ZM8 71V70H7ZM6 71V72H7ZM24 71V70H23ZM46 71V70H45ZM44 71V72H45ZM57 71H58V69H57ZM116 71V70H115ZM119 71V70H118ZM123 71V72H124ZM174 71V70H173ZM214 71H215V69H214ZM220 71V70H219ZM240 71V70H239ZM26 72V71H25ZM24 72V73H25ZM91 72V71H90ZM95 72V71H94ZM99 72V71H98ZM108 72V71H107ZM111 72V71H110ZM117 72V71H116ZM121 73H122V71H120ZM168 72V73H167ZM177 72V71H176ZM225 72V71H224ZM232 72H234V71H232ZM237 72V71H236ZM259 72V71H258ZM12 73V72H11ZM20 73H22V71L20 72ZM39 73V72H38ZM46 73H47V71H46ZM93 73V72H92ZM105 73H106V71H105ZM104 73V74H105ZM113 73V72H112ZM115 73V72H114ZM118 73V72H117ZM227 73V72H226ZM228 73H231V72H228ZM235 73V72H234ZM241 73H244V71L243 72H241ZM241 73H239V74H241ZM248 73V72H247ZM9 74V73H8ZM28 74V73H27ZM32 74V73H31ZM37 74V73H36ZM35 74V75H36ZM44 74V73H43ZM42 74V75H43ZM94 74V73H93ZM102 74V73H101ZM108 74V73H107ZM116 74V73H115ZM119 74V73H118ZM117 74V75H118ZM15 75V74H14ZM13 75V76H14ZM34 75V74H33ZM41 75V74H40ZM40 75H38V76H40ZM51 75H53V74H51ZM57 75V74H56ZM99 75H100V73H99ZM103 75V74H102ZM106 75V74H105ZM177 75H179V77L181 76V75H183V74H177ZM216 75H214V76H216ZM264 75V74H263ZM8 76V75H7ZM30 76H32V75H30ZM37 76V75H36ZM38 76L36 77V78H38ZM45 76V75H44ZM58 76V75H57ZM93 76V75H92ZM113 76V75H112ZM115 76V75H114ZM190 76H192V74L190 75ZM193 76H194V74H193ZM6 77V76H5ZM18 77V76H17ZM42 77V76H41ZM40 77V78H41ZM106 77V76H105ZM110 77V76H109ZM13 78H15V77H13ZM31 78V77H30ZM33 78H35V76L33 77ZM35 78V79H36ZM48 78V77H47ZM52 78V77H51ZM56 78V77H55ZM23 79V78H22ZM39 79V78H38ZM17 80H18V78H17ZM28 80V79H27ZM40 80V79H39ZM38 80V81H39ZM44 80V79H43ZM8 81V80H7ZM37 81V80H36ZM37 81V82H38ZM47 81H49V80H47ZM60 81V80H59ZM135 81L136 80H131L129 83H126V84H114V86H117L116 88H115V92H113L114 94L113 95H120L119 97H116V99H121V100H125V103H124V110L122 111V110H119V111H122V114H123V116L125 115L126 117H128V118H130V119H133L134 121H136V122H140L142 125H145L146 126V128H149V129H151L152 130V132L155 134V135H162L163 134V138L162 139H164V134H165V137L167 136L168 138H169V140H170V138L171 139H173V141H175L176 143H180V145L182 146H188V149L189 148H192L193 146L195 147L197 144L195 143V142H197L198 143V145H200L201 146V148H203L205 151H207L208 152V154H209V156H210V158H209V163L212 165V166H214V167H216V168H218L219 169V171L222 173V174H230V175H232L233 177H237V178H239V179H241V180H248L249 181V183L248 184H250L251 186H253L256 190H258L259 192H262V193H264V131L262 132V133H260V135H259V137L257 138V139H253L252 137L255 135V130L252 128V127H245V123H242V124H240V125H236L237 127L235 128V125H232L231 126V124H227V122H225V120H224V122L225 123H223V122H221V121H219V120H216V119H209V117H208V114H205V113H202L204 116H201V114H199L200 113V111L201 110H198L199 111V113H198V111H196V110H194V109H192V108H190L191 107V105L192 104H190L189 102H192V100L193 99H195V98H200L201 97V95L204 93V91L203 90H196V89H194L193 87H191V86H187V85H185V86H181V85H179V84H182L181 82H178L177 84V86L175 85V87H163V84H164V82H161V81H158L157 83H153L152 84V87L150 86V85H148L147 83H138V82H136L135 83ZM138 81V80H137ZM209 81V80H208ZM23 83H27L26 82V79H24L23 81H22ZM31 82V81H30ZM231 82H233L232 80H231ZM238 82V81H237ZM11 83V82H10ZM38 83H43V82H38ZM166 83V82H165ZM187 83H189V82H187ZM186 83V84H187ZM206 83V82H205ZM210 83V82H209ZM208 83V84H209ZM2 84V83H1ZM158 85V86H155V85ZM168 84V83H167ZM234 84V83H233ZM12 85H14L13 83L11 84V87H12ZM43 85H44V83H43ZM42 85V86H43ZM48 85V84H47ZM62 85V84H61ZM190 85V84H189ZM204 85V84H203ZM221 85V84H220ZM42 86H41V89H42ZM154 86V87H153ZM165 86H167V85H165ZM169 86V85H168ZM173 86V85H172ZM229 86V85H228ZM6 87V86H5ZM4 87V88H5ZM8 87V86H7ZM9 87H10V85H9ZM14 87H16V86H14ZM46 87V86H45ZM106 87V86H105ZM110 87V86H109ZM211 87V86H210ZM34 88H36L35 86H34ZM40 88V87H39ZM103 88V87H102ZM112 88V87H111ZM114 88V87H113ZM148 88H153L154 89V91H152V92H150V94H146V93H144V95H143V92H142V90H144V89H148ZM13 89V88H12ZM15 89V88H14ZM18 88H16V90H17ZM20 89V88H19ZM99 89V88H98ZM109 89V88H108ZM212 89V88H211ZM237 89V88H236ZM244 89V88H243ZM22 90V89H21ZM21 90H19V91H21ZM44 90V89H43ZM67 90H69V89H67ZM73 90V89H72ZM75 90V89H74ZM151 90V89H150ZM210 90V89H209ZM238 90H240V89H238ZM33 91V90H32ZM36 91H38L37 90V88H36V90H35V92ZM48 91V90H47ZM100 91V90H99ZM105 91V90H104ZM103 91V92H104ZM111 91V90H110ZM231 91H233V90H231ZM240 91H242V90H240ZM246 91V90H245ZM248 91V90H247ZM18 92V91H17ZM26 92V91H25ZM34 92V91H33ZM32 92V93H33ZM70 92H71V90H70ZM69 92V93H70ZM147 92V91H146ZM203 92V93H202ZM225 92V91H224ZM224 92H222V94L224 93ZM226 92H229V91H226ZM234 92H236V90L234 91ZM11 93H13V91L11 92V89L10 88H6V89H3V88H1V85H0V114L1 113H5V112H3L2 110L3 109H5L4 107H5V105H3L4 104V102H5V104H6V102H7V99H9V98H6V95L8 96V95H10ZM68 93V94H69ZM72 93V92H71ZM78 93H79V91H78ZM106 93V92H105ZM109 93H111V92H109ZM205 93H206V90H205ZM210 94V92H207V94ZM220 93V92H219ZM233 93V92H232ZM232 93H230V94H232ZM239 93L240 92H238V95H239ZM250 92H248V94H246V95H244V97H243V99H244V102L246 101H251L252 103L251 104H253V106L254 105H256L255 103H257L256 101L258 100L257 99V97H256V99H255V97L254 96H252V97H250L249 94ZM27 94V93H26ZM29 94H30V92H29ZM73 94H75V93H73ZM80 94V93H79ZM213 94V91H211V95ZM234 94V93H233ZM237 94V93H236ZM241 94V93H240ZM252 94V93H251ZM13 95V94H12ZM15 95H17V94H15ZM19 95V94H18ZM71 95V94H70ZM81 95V94H80ZM89 95V94H88ZM69 96V95H68ZM77 96H79V95H77ZM81 96H83V95H81ZM91 96V95H90ZM106 96V95H105ZM110 96V95H109ZM109 96H107V97H109ZM156 96H160V97H163V98H165L166 100H163V101H165V102H169V103H172V105H159V103H157L159 106H156V104H155V101H152V102H149V101H144V100H141V98H155ZM204 96V95H203ZM207 97H209L208 95H206ZM214 96V95H213ZM217 96H218V93H217ZM225 96V95H224ZM240 96V95H239ZM14 97V96H13ZM17 97V96H16ZM21 97H22V95H21ZM64 97V96H63ZM85 97V96H84ZM114 97V96H113ZM221 97V96H220ZM227 97H228V95H227ZM242 97V96H241ZM26 98V97H25ZM80 98H82V97H80ZM99 98V97H98ZM106 98V97H105ZM105 98H104V102H105ZM111 98V97H110ZM225 97H223V99H224ZM237 98H239V97H237ZM262 98V97H261ZM15 99V98H14ZM17 99V98H16ZM19 99V98H18ZM34 99V98H33ZM60 99V98H59ZM62 99H64V98H62ZM85 99H86V97H85ZM91 99V98H90ZM89 99V100H90ZM94 99V98H93ZM100 100H101V98H99ZM115 99V101H117ZM156 99H158V98H156ZM204 99H205V97H204ZM222 99V98H221ZM231 99V98H230ZM234 99H235V97H234ZM243 99H241V100H243ZM12 100V99H11ZM23 100V99H22ZM25 100V99H24ZM35 100H37V99H35ZM34 100V101H35ZM83 100H84V98H83ZM107 100V99H106ZM114 100V99H113ZM162 100V99H161ZM215 100V99H214ZM232 100V99H231ZM261 100H263V98L261 99ZM261 100H258V101H261ZM86 101V100H85ZM88 101V100H87ZM120 101V100H119ZM162 101V102H163ZM183 101H188V103L186 104V103H183ZM219 101V100H218ZM222 101H225V100H222ZM227 101V100H226ZM228 101H229V99H228ZM10 102V101H9ZM17 102H19V101H17ZM58 102V101H57ZM60 102V101H59ZM65 102V101H64ZM78 101H76L74 98H70L69 100H68V105L66 106V107H68L69 105H72V104H75V103H77ZM84 102V101H83ZM92 103H93V100L91 101ZM159 102H161V101H159ZM221 102V101H220ZM230 102V101H229ZM247 102V103H248ZM264 102V101H263ZM61 103V102H60ZM70 103V104H69ZM96 103V102H95ZM201 103V102H200ZM241 103H243L242 101H241ZM261 103H262V101H261ZM16 103H14V105H15ZM20 104V103H19ZM58 104V103H57ZM80 104H82V103H80ZM86 104V103H85ZM113 104H116V103H113ZM146 104H148V108H146ZM173 104H178V105H173ZM181 104H184V105H182V106H180ZM251 104H250V106H251ZM259 104V103H258ZM264 104V103H263ZM21 105H22V101H21ZM53 105V104H52ZM92 105H94V104H92ZM200 105V104H199ZM239 105V104H238ZM4 106V107H3ZM8 106H10V105H8ZM83 106V105H82ZM85 106V105H84ZM89 106V105H88ZM87 105L85 106V107H83V109H82V114L80 115V116H78L79 118H81L82 117V119H84L83 117H86V119H87V113H88V115H91V114H89V107H88ZM185 106V107H184ZM201 106V105H200ZM263 106V105H262ZM19 107V106H18ZM65 107V106H64ZM73 107V106H72ZM76 108H77V106H75ZM87 107V108H86ZM95 107H98V106H95ZM103 107V106H102ZM109 107V106H108ZM255 107V106H254ZM7 108H9V107H7ZM93 108H94V106H93ZM198 108V107H197ZM207 108V107H206ZM262 108V107H261ZM16 109V108H15ZM65 109V108H64ZM70 109V108H69ZM99 109V108H98ZM204 109V108H203ZM9 110V109H8ZM95 110V109H94ZM6 111V110H5ZM21 111V110H20ZM54 111H56L55 109L53 110V112ZM58 112H59V110H57ZM74 111V110H73ZM97 111V110H96ZM65 112V111H64ZM105 112V111H104ZM118 112V111H117ZM202 112V111H201ZM51 113V112H50ZM57 113V112H56ZM63 113V112H62ZM91 113V112H90ZM102 113H103V110H102ZM102 113H100V114H102ZM232 113H234V112H232ZM119 114H121V113H119ZM4 115V114H3ZM54 115V114H53ZM62 115V114H61ZM99 115V114H98ZM103 115V114H102ZM110 115V114H109ZM114 115H116V114H114ZM240 115H241V113H240ZM2 116V115H1ZM50 117H52L51 115H49ZM55 116V115H54ZM57 116V115H56ZM60 116V115H59ZM75 116V115H74ZM74 116L72 115V114H70V113H64L63 114V118H65L67 121H68V123L69 124H73L74 123V121H73V119H74ZM93 116V119H94V115H92ZM111 116V115H110ZM236 116V115H235ZM43 117V116H42ZM45 117V116H44ZM47 117V116H46ZM49 117V118H50ZM96 117V116H95ZM115 117V116H114ZM116 117H118V116H116ZM212 117H214V116H212ZM48 118V117H47ZM102 118V117H101ZM106 118H108V117H106ZM105 118V115H104V119H102L101 121H103V122H105V123H107L108 124V126L110 127V131L112 132L113 130H118V131H120V132H122L123 131V129H124V124L122 125L119 121L117 122V120L119 119V118H116L117 120H115V121H113V120H111V119H106ZM13 119V118H12ZM50 119H52V118H50ZM50 119H48V120H50ZM95 119H98V118H95ZM94 119V120H95ZM226 119V118H225ZM39 120L40 119H38V122H39ZM44 120H45V118H44ZM53 120H54V118H53ZM53 120H50V121H52L53 122ZM93 120V121H94ZM47 121V120H46ZM100 121V122H101ZM43 122V120L40 122V124ZM80 122V121H79ZM97 122H98V120H97ZM229 122H231V121H229ZM43 123H45V121L43 122ZM47 123V122H46ZM49 123V122H48ZM233 123H234V121H233ZM241 123V122H240ZM40 124H38V125H40ZM53 124H56V122H54ZM237 124V123H236ZM251 124V123H250ZM253 124V123H252ZM258 124V123H257ZM45 125V124H44ZM96 125V124H95ZM33 126V125H32ZM35 126V125H34ZM41 126H43L42 124H41ZM49 126H50V123H49ZM56 126V125H55ZM98 126V125H97ZM104 126V125H103ZM144 126V127H145ZM251 126V125H250ZM44 127V126H43ZM92 128H94V126H91ZM100 127H102V126H100ZM253 127H254V125H253ZM256 127V126H255ZM263 128H264V126H262ZM32 128V127H31ZM35 127H33V129H34ZM38 128H39V126H38ZM48 128V127H47ZM90 129V131L92 130V131H94L93 129ZM133 128V127H132ZM17 129V128H16ZM98 129H99V126H98ZM30 130H32V129H30ZM96 130V129H95ZM103 130V129H102ZM107 130V129H106ZM126 130V129H125ZM150 130V131H151ZM258 130H259V128H258ZM29 131V130H28ZM33 131H37L36 129H34ZM107 131H109V130H107ZM117 131V132H118ZM32 132V131H31ZM50 133L51 132H56V134H58V142H59V147H57V145H54V144H49L48 146H47V148H44L43 147V143H45V142H47L48 141V139H49V135H50V133H49V135H48V137H46L47 135H44L42 138H40L38 141V144L36 143V141H35V143H34V140H35V136H33L32 137V142H31V139H30V142L29 143H27L26 145H25V147H22V148H24V150L22 151L23 153H21L20 155V157H26V155H29L30 153H32V154H34L33 156H34V158L36 159V161H38V163L40 164V166H41V168L42 169H44L46 172L47 171H49V169H50V167H51V165H56L57 167H58V169H63V170H65L66 168H67V166H68V162H66V157H64V155H63V151H64V149L67 147V145L71 142L70 141V139H68L67 138V136H68V132H66V130H61V131H59V129H58V127H56V128H54V129H51L50 131H49ZM70 132V131H69ZM101 132V131H100ZM129 132H131L130 130H129ZM28 133V132H27ZM59 133H60V135H59ZM97 133V132H96ZM103 133H105V132H103ZM119 133V132H118ZM243 134V133H245L246 135H244V137L245 136H247L248 137V135L249 136H251L252 134H253V136L251 137L252 138V140H253V142L255 141V144L253 143V146H252V143L250 144L252 147H253V150H252V153H253V156H252V158L251 159H244L243 158V156H242V158H240L241 157V155H240V157H237L236 156V153L238 152H236V153H234V151L233 150H235L234 149V147L236 146V144H235V138L237 137V135L238 134ZM16 134V133H15ZM30 134V133H29ZM72 134V133H71ZM18 135V134H17ZM105 135V134H104ZM128 135V134H127ZM134 135V134H133ZM148 135V134H147ZM150 135H152V134H150ZM25 136V135H24ZM94 136V135H93ZM112 136V135H111ZM126 136V135H125ZM141 136V135H140ZM154 136V135H153ZM74 137V136H73ZM134 137H138L139 138V136L137 135V136H134ZM150 137V136H149ZM155 137V136H154ZM154 137H152V138H154ZM161 137V136H160ZM166 137V138H167ZM243 137V136H242ZM247 137H245L246 139H247ZM257 137V136H256ZM255 137V138H256ZM14 138V137H13ZM21 138V137H20ZM37 138V137H36ZM125 139V141H126V143H125V145L123 146V148H125V149H123L124 151H123V153H125L128 157H129V159L131 160V162L132 163H134L133 165L132 164H127V165H121V164H119V163H114L113 165L112 164H110L109 162H107V154L105 153V152H103L104 153V157L106 158V162L105 163H107V164H109L110 165V172H111V176L112 177H110V184L109 185H106V190H108V192L111 194V196H113L112 198V200H113V202H114V199H115V202H116V199L118 198V196H119V194H120V192L122 191L121 190V188H122V186H124V185H126V184H128V183H130L131 181H132V176H131V169L132 168H135V170L138 168V166H141L142 164H144L141 160H143L145 157H149V154H151V152L152 151H154L155 149H158V148H156L157 147V143H153L152 141H149V140H147L146 139V142L145 143H142V142H140L137 138H135V139H131V137H129V138H127V137H124V136H120V139ZM133 138V137H132ZM151 138V137H150ZM157 138V139H156ZM155 139L156 140H158V138L159 137H156ZM167 138V139H168ZM250 138V139H251ZM23 139H25L24 137H23ZM23 139H21L22 140V143H23ZM111 139V138H110ZM119 137H113L111 140H112V142L113 141H115L116 142V144H117V146L119 145L120 146V144L122 143H120V144H118L117 142H119ZM154 139V140H155ZM161 139V140H162ZM167 139H165V140H167ZM240 138H238L237 140H239ZM29 140V139H28ZM109 140V139H108ZM110 140V141H111ZM243 140H245V139H243ZM242 140V141H243ZM25 141H27V140H25ZM105 141V140H104ZM143 141V140H142ZM239 141H241V139L239 140ZM246 141V140H245ZM124 142V141H123ZM155 142H158V141H155ZM170 142H171V140H170ZM244 142V141H243ZM248 142H250V141H248ZM247 142V143H248ZM12 143V142H11ZM25 143V142H24ZM23 143V144H24ZM161 143V142H160ZM246 143V142H245ZM244 143V144H245ZM20 144H21V142H20ZM22 144V145H23ZM157 144V145H156ZM162 144V143H161ZM240 144H242L241 142H240ZM17 145V144H16ZM15 145V146H16ZM111 145V144H110ZM243 145V144H242ZM241 145V146H242ZM73 146V145H72ZM249 146V145H248ZM110 148H112L111 146H109ZM116 147V146H115ZM159 147V146H158ZM163 147H164V144H163ZM166 147V146H165ZM243 147V146H242ZM73 148V147H72ZM118 148V147H117ZM161 148V147H160ZM197 148V147H196ZM199 148V147H198ZM198 148H197V151H198ZM121 149V148H120ZM187 149V148H186ZM203 149H202V152H203ZM239 149V148H238ZM190 150V149H189ZM195 150V149H194ZM77 151V150H76ZM161 151H163V148H162V150ZM165 151V150H164ZM191 151V150H190ZM196 151V152H197ZM21 152V151H20ZM20 152H17L18 154L20 153ZM158 152H159V150H158ZM195 152V153H196ZM200 153H202L201 151H199ZM165 153V152H164ZM241 153V152H240ZM207 154V153H206ZM8 155V154H7ZM14 155V154H13ZM163 156H164V154H162ZM167 155V154H166ZM201 155V154H200ZM199 155V156H200ZM203 155V154H202ZM32 155H30V157H31ZM32 156V157H33ZM157 156H159V154L157 155ZM204 156V155H203ZM10 157V156H9ZM8 157V158H9ZM19 157V158H20ZM28 157V156H27ZM114 157V156H113ZM153 157V156H152ZM155 157V156H154ZM161 157V159L163 158L162 156H160ZM166 157V156H165ZM169 157V156H168ZM251 157V156H250ZM170 158V157H169ZM204 158H205V156H204ZM203 158V159H204ZM207 158V157H206ZM2 159V158H1ZM118 160H119V158H117ZM153 159V158H152ZM3 160V159H2ZM24 160H27L26 158L24 159ZM86 160V159H85ZM89 160V159H88ZM112 160H113V158H112ZM118 160H117V162H118ZM129 160V161H130ZM159 160V159H158ZM166 160V159H165ZM169 160H171V159H169ZM207 160V159H206ZM98 161H99V159H98ZM108 161H110V160H108ZM115 161H116V159H115ZM114 161V162H115ZM145 161H147V160H145ZM157 161V160H156ZM155 161V162H156ZM163 161V160H162ZM168 161V160H167ZM172 161V160H171ZM35 162V161H34ZM152 162V161H151ZM19 163V162H18ZM33 163V162H32ZM120 163H121V161H120ZM154 163V162H153ZM153 163H152V165H153ZM167 163V162H166ZM17 164V163H16ZM97 164V163H96ZM146 164H147V162H146ZM156 165H157V163H155ZM154 164V165H155ZM168 164H171L170 162L168 163ZM14 165V164H13ZM12 165V166H13ZM18 165V164H17ZM31 165V164H30ZM34 165V164H33ZM101 165V164H100ZM145 165V164H144ZM161 165V164H160ZM171 165H173V162H172V164ZM14 166H16V165H14ZM38 166V165H37ZM19 167V166H18ZM18 167H16L17 168V170H18ZM16 168H14L15 170H16ZM142 168H147L148 169V165H147V167L145 166V167H142ZM31 168H29V170H30ZM33 169V168H32ZM35 169V168H34ZM41 169V170H42ZM74 169H78V170H80V168H77V166H75V168ZM146 169V170H147ZM206 169V168H205ZM204 169V170H205ZM27 170V169H26ZM141 170V169H140ZM143 170V169H142ZM158 170H160V168L158 167ZM157 170V171H158ZM207 170V169H206ZM200 171V170H199ZM32 172V171H31ZM35 172V171H34ZM137 172H138V170H137ZM184 172V171H183ZM204 172V171H203ZM203 172H202V177L205 175V174H203ZM64 173V172H63ZM63 173H62V175H63ZM135 173V172H134ZM142 173H143V171H142ZM33 174V173H32ZM151 174V173H150ZM143 175V174H142ZM207 175H209V174H206V176ZM66 176V175H65ZM137 176V175H136ZM136 176H134L135 178H136ZM224 177V176H223ZM66 178H70V176H66ZM65 178V181L67 180ZM208 178V177H207ZM33 179H35V178H33ZM71 179V178H70ZM97 179V178H96ZM99 179V178H98ZM147 179L149 180V178H148V176H147ZM223 179V178H222ZM134 180V179H133ZM158 180V179H157ZM69 182V181H68ZM228 182H230V181H225V183L224 184H219V187H215V188H213V190H212V192H211V189L212 188H208V189H205V191L202 193V192H200V194H203V195H201L200 196V198H201V200L206 204V205H208V206H210L211 207V209H209L208 210V212L209 211H211V213L209 212V213H204V214H206V217H207V214L209 215L208 217H210V224H208V226H205V225H202V224H200V226L199 225H195L194 227L197 229V231H196V234L199 236V237H201V239H198V238H196V240H194L195 242H196V245L197 244H199L200 242L201 243H203L205 246H206V248L208 249V250H206L205 252V255L207 256V259H209V261L210 262H215V261H223V259H225V258H227V257H229L231 254H234L235 253V251H237V250H242L243 251V253H242V255L241 256H239L238 258H241V260L240 261H243V262H246V263H244V264H255L254 262H256V264H257V257H259V256H257L256 257V261L255 260H253L254 258V256L253 255H255V254H257V253H259V252H261V253H263V255H264V236L262 237V233H264L263 231H262V233L261 234H256V230H259V229H256L257 227H260V226H257L256 227V225H255V223L254 222H256L255 221V218H253L252 217V214L250 213V218H248L247 217V215L245 214V218L242 220V221H244V223L245 224H243L242 223V221L240 222V218H238V215L236 216L235 215V211H237V210H239L237 207H236V202L238 201V199H239V196H238V199H235L234 198V203L232 204V205H226L225 203V201H224V194H225V192H226V190L228 189L227 188V186H228ZM243 182V181H242ZM1 183V182H0ZM201 183V182H200ZM70 184H71V182H70ZM151 184V183H150ZM1 185H2V187H3V189H6L5 190V192L8 194V193H11V188L14 190L15 189V187L13 186V184L11 183V180L10 179H8V178H5V181L4 182H2L1 183ZM149 185V184H148ZM129 186V185H128ZM218 186V185H217ZM39 187V186H38ZM127 187V186H126ZM130 187V186H129ZM148 187H151L152 188V186H148ZM155 187V186H154ZM210 187V186H209ZM235 187V186H234ZM128 188V187H127ZM207 188V187H206ZM231 188V190H233L232 188L233 187H230ZM229 188V189H230ZM239 188V187H238ZM146 189V188H145ZM160 189V188H159ZM165 189V188H164ZM16 190V189H15ZM153 190V189H152ZM151 190V191H152ZM156 190V189H155ZM163 190V189H162ZM210 190V191H209ZM146 191V190H145ZM150 191V190H149ZM150 191V192H151ZM154 191V190H153ZM152 191V192H153ZM160 191V190H159ZM198 191V190H197ZM208 191V192H207ZM228 191V190H227ZM230 191V190H229ZM236 191V190H235ZM235 191H234V193H235ZM38 192V191H37ZM39 192H40V190H39ZM148 192V191H147ZM158 192V191H157ZM232 192V191H231ZM61 193H63V192H61ZM155 193V192H154ZM154 193H148V197L146 198L145 196V198L147 199H145V202H152L153 201V199L155 198V194ZM161 193V192H160ZM175 193V192H174ZM238 193V192H237ZM1 194V193H0ZM42 194V193H41ZM40 193H38L37 194V196L40 198V200H42L44 203H45V207L47 208V209H50V211L52 210L54 213L56 212V215L57 214H60L58 211H57V208H56V205L59 203V202H57V204L55 203V201H49L48 199H46L45 197H42V195H41ZM236 194V193H235ZM170 195V194H169ZM182 195V194H181ZM232 195V194H231ZM238 194H236V196H237ZM241 195V194H240ZM143 196V195H142ZM177 196V195H176ZM184 196V195H183ZM183 196H181V198L183 197ZM186 196V195H185ZM197 196V195H196ZM234 196V195H233ZM235 196V197H236ZM124 197V196H123ZM122 197V198H123ZM199 196H197V198H198ZM252 197V196H251ZM258 197H260L259 195H258ZM257 197V198H258ZM38 198V199H39ZM121 198V199H122ZM140 198H141V196H140ZM174 198H177V197H174ZM188 198H191V197H188ZM196 198V197H195ZM228 198V197H227ZM241 198H243L242 196H240V199ZM13 199V201H12V203H10L11 204V207H12V209L14 210V212L16 213V214H18V215H20V216H24L25 218L27 217V214L30 212V213H32L33 215H35L38 219H41V218H44V217H46V213H47V211H46V208H44L43 207V205H42V201L40 202L38 199H36V198H34V197H30V195L28 196V195H25L23 192H20V193H18L17 194V196H15V197H13L12 198ZM137 199V198H136ZM157 199V198H156ZM180 199V198H179ZM179 199H178V201H179ZM192 200H193V198H191ZM221 199H223V201L225 202H223L222 203V201L221 202H219ZM10 200H11V198H10ZM135 200V199H134ZM141 200V199H140ZM143 200V199H142ZM159 200V199H158ZM169 200V199H168ZM171 200H173L172 198H171ZM171 200H169L170 202H171ZM176 200V199H175ZM175 200H173V203L172 204H175ZM182 199H180V202L178 203V207L176 208V211H177V213H183V212H185L186 210L187 211H189V212H191V211H194L195 212V210H194V207H193V203H191V202H185V201H181ZM184 200H185V197H184ZM196 200V199H195ZM242 200V199H241ZM248 200V199H247ZM98 201H100V200H98ZM121 201V200H120ZM178 201H176V202H178ZM200 201V200H199ZM199 201H197V203H200ZM232 201V200H231ZM249 201V200H248ZM251 201V200H250ZM101 202V201H100ZM112 202V203H113ZM119 202V201H118ZM142 201H140V203H141ZM150 202V203H151ZM156 202V201H155ZM194 202V201H193ZM202 202V203H203ZM239 202V201H238ZM264 202V201H263ZM85 203V202H84ZM105 203V202H104ZM112 203H110L109 201L107 202L106 201V206L109 208V209H115V203L112 205ZM138 203H139V200H138ZM196 203V202H195ZM230 203V202H229ZM1 204V203H0ZM146 204V203H145ZM177 204V203H176ZM228 204V203H227ZM239 204V203H238ZM124 205V204H123ZM123 205H121V208H122V206ZM126 205V204H125ZM131 205H134V204H131ZM141 205V204H140ZM143 205V204H142ZM151 205V204H150ZM195 205V204H194ZM1 206V205H0ZM128 206V205H127ZM138 206V205H137ZM146 206H148V205H146ZM173 206H175V205H173ZM177 206V205H176ZM175 206V207H176ZM203 206H205V205H203ZM207 206V207H208ZM9 207V206H8ZM106 207V208H107ZM117 207V206H116ZM134 207H135V205H134ZM196 207V206H195ZM199 206H197L196 207V209L198 208ZM201 207V209H202V205L200 206ZM199 207V208H200ZM206 207V208H207ZM121 208H119L120 210H121ZM130 208V207H129ZM128 208V209H129ZM142 209H140V210H143V207H141ZM145 208V207H144ZM147 208V207H146ZM152 208V207H151ZM205 208V207H204ZM203 208V209H204ZM261 208V207H260ZM10 209V208H9ZM126 209V208H125ZM127 209V210H128ZM148 209V208H147ZM175 209V208H174ZM203 209H202V211H203ZM247 209V208H246ZM246 209H245V211H246ZM262 209H264V208H262ZM86 210V209H85ZM146 210V209H145ZM199 210V209H198ZM248 210V209H247ZM250 210V209H249ZM261 210V209H260ZM84 211V210H83ZM87 211V210H86ZM137 211V210H136ZM144 211V210H143ZM173 211V210H172ZM171 211V212H172ZM176 211H175V214H176ZM197 211V210H196ZM206 211V210H205ZM263 212H264V210H262ZM62 212V211H61ZM79 212V211H78ZM88 212H90V210L88 211ZM130 212V211H129ZM129 212H127V213H129ZM197 212H200V211H197ZM196 212V213H197ZM204 212V211H203ZM243 211H241V213H242ZM250 212V211H249ZM249 212H248V214H249ZM74 213V212H73ZM92 213V212H91ZM97 213V212H96ZM101 213H102V211H101ZM134 213V212H133ZM138 213H139V210H138ZM143 214H144V212H142ZM239 213V212H238ZM247 213V212H246ZM253 213V212H252ZM256 213H258V212H256ZM89 214V213H88ZM94 214V213H93ZM126 214V213H125ZM167 214H169V213H167ZM167 214H164L165 216H168ZM171 215H172V213H170ZM184 214V213H183ZM186 214V213H185ZM185 214L183 215V216H185ZM192 214H193V212H192ZM195 214V213H194ZM200 214H201V212H200ZM199 214V215H200ZM204 214H202V216H204ZM243 214V213H242ZM242 214H240L241 216H242ZM258 214H261V213H258ZM99 215H101V214H99ZM118 215V214H117ZM141 215V213L139 214V216ZM163 215V216H164ZM188 215H190L189 213H188ZM262 215V214H261ZM34 216V217H35ZM75 216H76V214H75ZM78 216V215H77ZM94 216V215H93ZM104 216V215H103ZM173 216H175V215H173ZM177 216V215H176ZM180 217L182 216V214L181 215H179ZM192 216V215H191ZM201 216V217H202ZM257 217H258V215H256ZM264 216V215H263ZM50 217V216H49ZM49 217H48V219H49ZM56 217V216H55ZM96 217V216H95ZM95 217H94V219H95ZM140 217H142V216H140ZM139 217V218H140ZM180 217H179V221L180 220H182V219H180ZM186 217V216H185ZM190 217V216H189ZM193 217H195V216H193ZM206 217H205V220H206ZM230 217V218H229ZM243 217H244V215H243ZM52 218V217H51ZM99 218H100V216H99ZM104 218V217H103ZM163 218V217H162ZM165 218V217H164ZM163 218V219H164ZM169 218V217H168ZM173 218V217H172ZM177 218H178V216H177ZM188 218V217H187ZM196 218V217H195ZM242 218V217H241ZM48 219H45V220H48ZM174 219V218H173ZM184 219V218H183ZM198 219V218H197ZM258 219V218H257ZM96 220V219H95ZM100 220V219H99ZM101 220H102V218H101ZM106 219L104 218V221H105ZM125 220H127V221H129V222H134V224L136 223V225H137V222H139V221H137V218H136V216L134 215V214H131V213H129L128 215H126V217H125ZM139 220V219H138ZM166 220H167V218H166ZM178 220V219H177ZM187 220V219H186ZM185 220V221H186ZM199 220V219H198ZM197 220V222H199ZM209 220V219H208ZM258 220H260V218L258 219ZM263 221L262 222H264V219H262ZM108 221V220H107ZM164 221V220H163ZM170 221H171V219H170ZM174 221V220H173ZM185 221H184V223H185ZM196 221V220H195ZM204 221V220H203ZM202 221V222H203ZM261 221V220H260ZM37 222V221H36ZM44 222V221H43ZM63 222H64V226H65V228H62L60 225H56V226H54L53 228H51L49 231H47L46 233H44V234H42L41 236H40V238H39V241L41 242V245H42V247H44V248H46L45 249V251H47L48 253H49V255H51V257L50 258H52L53 260L52 261H49L48 259L46 260L45 258H42L41 257V263L40 264H52V262H56L58 259H60V258H62V262L61 263H59V264H83V262L85 261V259L87 260L88 258H89V255L85 252H81L80 250H82L81 248L79 249L77 246L74 248L70 243H69V241H68V232H70V233H73L74 235H76L84 244H86L87 246H89L92 250H99L100 248H103V246L105 245V241H106V237H105V239H104V237L102 236V235H100V233H95L94 231H93V229H94V227L92 226V228H90V226L92 225H90V226H88V223H87V226H85V223H84V226L85 227H82V225L79 223V219H72V217L70 216V215H67L66 216V218L63 220ZM102 222V223H101ZM100 223L101 224H103V223H106L105 225H103V226H105V227H107V229L109 228V230H111V229H113L112 228V226H113V224H112V222H103V220L101 221ZM162 222V221H161ZM176 222V220L174 221V223ZM188 222H189V220H188ZM206 222V221H205ZM95 223H97L98 224V221L96 220V222ZM140 223V222H139ZM201 223V222H200ZM207 223V222H206ZM205 223V224H206ZM242 223V224H241ZM259 222H257V224H258ZM41 224H42V222H41ZM133 224V225H134ZM165 224H167V223H164V224H162V226L163 225H165ZM171 224V223H170ZM180 224V223H179ZM182 224H183V222H182ZM188 224V223H187ZM95 225V224H94ZM124 225V224H123ZM140 225V224H139ZM142 225V224H141ZM156 225V224H155ZM169 225V224H168ZM172 225V224H171ZM176 225V224H175ZM174 225V226H175ZM185 226H186V224H184ZM184 225H183V227H184ZM207 225V224H206ZM245 225V226H244ZM253 225V227H256L254 230V232L253 231H250V232H247V234H246V232L245 231H247V230H245V228H246V226H252ZM260 225H261V223H260ZM96 226V225H95ZM157 226V225H156ZM177 226V225H176ZM244 226V227H243ZM127 227V226H126ZM160 227H161V225H160ZM167 227V226H166ZM188 227V226H187ZM264 227V226H263ZM104 228V227H103ZM115 228V227H114ZM156 228V227H155ZM164 228V227H163ZM171 228H172V226H171ZM178 228V227H177ZM186 228V227H185ZM184 228V229H185ZM249 228V227H248ZM92 229V230H91ZM162 229V228H161ZM165 229V228H164ZM169 229H170V227H169ZM172 229H175V228H172ZM188 229V228H187ZM249 229H251V227L249 228ZM262 229V228H261ZM108 230V231H109ZM155 230V229H154ZM166 230H168V229H166ZM178 230V229H177ZM181 230V229H180ZM107 231V232H108ZM185 231H186V229H185ZM203 231H204V233H203ZM110 232V231H109ZM164 232V231H163ZM194 232V231H193ZM5 233V232H4ZM3 233V234H4ZM117 233V232H116ZM149 233V232H148ZM152 232H150V234H151ZM168 233V232H167ZM188 233V232H187ZM206 233H208L209 235H208V237H207V235H206ZM260 233V232H259ZM2 233L0 234V235H3ZM11 234V233H10ZM126 234V233H125ZM58 235H60L59 236V238L57 237ZM73 235V236H74ZM117 235V234H116ZM166 235V234H165ZM169 235V234H168ZM167 235V236H168ZM182 235V234H181ZM264 235V234H263ZM118 236H120V235H118ZM157 236V235H156ZM175 236H177L178 237V235H176L175 234ZM8 236H6V238H7ZM14 237V236H13ZM54 237H56L57 239H54L53 241H51V239L52 238H54ZM75 237V236H74ZM126 237H127V235H126ZM163 237V236H162ZM193 237V236H192ZM9 238V237H8ZM16 238H18V237H16ZM113 238V237H112ZM131 238V237H130ZM166 238V237H165ZM191 238V237H190ZM13 239V238H12ZM77 239V238H76ZM115 240H116V243H119V245H120V243H121V241L119 242H117V240H118V238H114ZM122 239V238H121ZM138 239V238H137ZM167 239V238H166ZM0 240H1V238H0ZM6 240V239H5ZM9 240V239H8ZM16 240V239H15ZM18 240V239H17ZM105 240V241H104ZM119 240H120V238H119ZM132 240H133V238H132ZM132 240H130V242L132 241ZM134 240H135V238H134ZM133 240V241H134ZM139 240H140V238H139ZM23 241V240H22ZM51 241V242H50ZM108 241L110 242V240H107V243H108ZM113 241V240H112ZM127 241H128V239H127ZM170 241V240H169ZM4 242H6V241H2L1 243H4ZM114 242V241H113ZM178 242V241H177ZM39 243V242H38ZM187 243V242H186ZM192 243V242H191ZM45 244V245H44ZM83 244V245H84ZM122 244H123V242H122ZM173 244V243H172ZM184 244V243H183ZM182 244V245H183ZM2 245V244H1ZM4 245V244H3ZM2 245V248L4 247ZM6 245H7V243H6ZM39 245V244H38ZM113 245V247L115 246V244L113 243L112 244ZM118 245V244H117ZM117 245L114 247V248H116L117 247ZM131 245H133V244H130V247H131ZM135 245V244H134ZM137 245V244H136ZM140 245H141V243H140ZM189 245V244H188ZM46 246V247H45ZM108 246V245H107ZM138 246V245H137ZM177 246H179V245H177ZM197 246H199V245H197ZM6 247V246H5ZM4 247V248H5ZM36 247H37V245H36ZM86 247V246H85ZM110 247H111V245H110ZM146 247V246H145ZM144 247V248H145ZM181 247V246H180ZM185 247V246H184ZM12 248V247H11ZM26 248H27V246H26ZM71 248H73L72 250H70ZM112 248V247H111ZM123 248H124V246H123ZM122 248V249H123ZM129 248V247H128ZM138 248H140V247H138ZM15 249V248H14ZM88 249V248H87ZM110 249V248H109ZM108 249V250H109ZM120 248H118V250H119ZM126 249V248H125ZM134 249V248H133ZM177 248H175V250H176ZM179 249V248H178ZM189 249V248H188ZM187 249V250H188ZM30 250V249H29ZM28 250V253L30 252ZM37 250H39V249H37ZM41 250H42V248H41ZM102 250L103 249H101V250H99V252H101V253H105V251L103 250V252H102ZM130 250H132V249H130ZM129 249H128V251H130ZM136 250H137V248H136ZM143 250V249H142ZM248 250V252H246ZM82 251H85V250H82ZM97 251H96V253H97ZM116 251V250H115ZM128 251H126V252H128ZM183 251H185V253H186V248H184V250ZM7 252V251H6ZM6 252H4L5 254H6ZM38 252V251H37ZM90 253H92L91 251H89ZM95 252V251H94ZM111 252V251H110ZM109 252V253H110ZM114 252V251H113ZM113 252H111V254L113 253ZM116 252H118V251H116ZM115 252V254H117ZM125 252V253H126ZM130 252H133V251H130ZM192 252V251H191ZM9 253V252H8ZM42 252H40V254H41ZM108 253V254H109ZM120 253V252H119ZM118 253V254H119ZM124 253V252H123ZM124 253V254H125ZM136 253V252H135ZM142 253V252H141ZM182 253V252H181ZM193 253V252H192ZM1 254V253H0ZM38 254V253H37ZM85 254L86 255H88V257L86 258V256H85ZM99 254V253H98ZM128 254V253H127ZM131 254V253H130ZM194 254V253H193ZM4 255V254H3ZM11 255V254H10ZM43 255V254H42ZM47 255V254H46ZM94 255V254H93ZM103 255V254H102ZM126 255V254H125ZM129 255V254H128ZM127 255V256H128ZM132 255V254H131ZM140 255H143V254H139V257H141ZM200 255V254H199ZM6 256V255H5ZM4 256V257H5ZM98 256V255H97ZM99 256H101V255H99ZM113 256H115V255H112V257ZM118 256V255H117ZM194 256V255H193ZM1 257V256H0ZM35 257V256H34ZM47 257V256H46ZM103 257V256H102ZM116 257V256H115ZM119 257V256H118ZM123 257V256H122ZM129 257V256H128ZM134 257V256H133ZM251 257H252V259H251ZM7 258V257H6ZM98 258V257H97ZM106 258H108V257H106ZM117 258V257H116ZM134 258H136V257H134ZM162 258V257H161ZM100 259V258H99ZM125 259V258H124ZM124 259H122V260H124ZM145 259V258H144ZM156 259H157V256H156ZM201 259V258H200ZM199 259V260H200ZM237 259V258H236ZM235 259V260H236ZM262 259V258H261ZM11 260V259H10ZM63 260H64V262L65 263H63ZM92 260V258L90 257V263L92 262V264H96V260L94 261V259H93V261H91ZM101 260H102V258H101ZM105 260V259H104ZM126 260V259H125ZM135 260H137V259H135ZM152 260V259H151ZM163 260V259H162ZM205 260V259H204ZM253 260V261H252ZM99 261V260H98ZM129 261V260H128ZM142 261H143V259H142ZM150 261V260H149ZM239 260H237V262H238ZM13 262H14V260H13ZM94 262V263H93ZM100 262V261H99ZM105 263H106V261H104ZM110 262V261H109ZM109 262H108V264H109ZM114 262V261H113ZM115 262H116V264H117V261L115 260ZM130 262V261H129ZM84 263H86V262H84ZM88 263V262H87ZM86 263V264H87ZM102 263V262H101ZM128 263V262H127ZM154 263H156V261L154 262ZM160 263H162L161 261L159 262V264ZM54 264V263H53ZM107 264V263H106ZM119 264H121V263H119ZM149 264V263H148ZM152 264H153V262H152ZM232 264H234V262H232ZM235 264H236V262H235ZM238 264H240V263H238ZM241 264H243V263H241ZM258 264H264V259L263 260H258Z\"/></svg>","mask_w":264,"mask_h":264}]
</instances>
